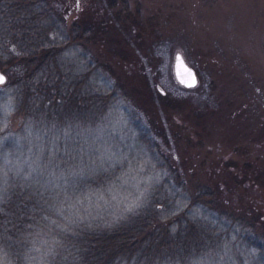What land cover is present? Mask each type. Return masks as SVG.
I'll return each instance as SVG.
<instances>
[{
    "label": "rangeland",
    "instance_id": "rangeland-1",
    "mask_svg": "<svg viewBox=\"0 0 264 264\" xmlns=\"http://www.w3.org/2000/svg\"><path fill=\"white\" fill-rule=\"evenodd\" d=\"M45 1L80 35L72 57L86 55L117 98L76 130L33 126L16 112L11 55L2 53L0 206L12 186L32 182L64 189L56 197L68 215L102 224L168 191L178 213L205 187L215 208L190 213L217 225L223 242L219 258L200 264H261L232 220L261 211L264 227V0ZM178 53L195 69V87L176 78Z\"/></svg>",
    "mask_w": 264,
    "mask_h": 264
},
{
    "label": "trees",
    "instance_id": "trees-1",
    "mask_svg": "<svg viewBox=\"0 0 264 264\" xmlns=\"http://www.w3.org/2000/svg\"><path fill=\"white\" fill-rule=\"evenodd\" d=\"M56 17L45 0H0V68L1 54H10L13 70L6 72L15 87L16 112L29 124L50 128L57 123L76 130L88 116L95 122L118 92L103 90L94 78L98 68L83 62L92 64L86 55L72 57L69 51L81 46L80 35L74 37L73 29L67 33L66 17ZM63 190L54 194L32 182L11 187L0 206V250L7 258L3 264H200L220 257L223 233L190 213L201 206L210 212V206L215 208L211 189L198 188L178 213L167 207L172 197L168 191L166 198L151 196L133 212L113 213L102 224L68 215V206L56 197ZM84 190L77 188L80 194ZM260 212L237 213L232 222H237L236 234H245L248 246L261 252L258 262L264 264Z\"/></svg>",
    "mask_w": 264,
    "mask_h": 264
},
{
    "label": "water",
    "instance_id": "water-1",
    "mask_svg": "<svg viewBox=\"0 0 264 264\" xmlns=\"http://www.w3.org/2000/svg\"><path fill=\"white\" fill-rule=\"evenodd\" d=\"M175 75L178 81L187 88L195 87L198 83V77L194 68L190 67L184 57L178 53L175 58ZM0 85L5 84L7 76L0 70Z\"/></svg>",
    "mask_w": 264,
    "mask_h": 264
},
{
    "label": "snow or ice",
    "instance_id": "snow-or-ice-1",
    "mask_svg": "<svg viewBox=\"0 0 264 264\" xmlns=\"http://www.w3.org/2000/svg\"><path fill=\"white\" fill-rule=\"evenodd\" d=\"M0 80H2V77H0Z\"/></svg>",
    "mask_w": 264,
    "mask_h": 264
}]
</instances>
